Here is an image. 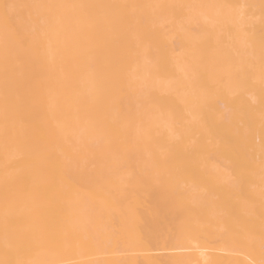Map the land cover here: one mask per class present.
Listing matches in <instances>:
<instances>
[{
    "label": "bare ground",
    "instance_id": "bare-ground-1",
    "mask_svg": "<svg viewBox=\"0 0 264 264\" xmlns=\"http://www.w3.org/2000/svg\"><path fill=\"white\" fill-rule=\"evenodd\" d=\"M0 264H264V0H0Z\"/></svg>",
    "mask_w": 264,
    "mask_h": 264
}]
</instances>
